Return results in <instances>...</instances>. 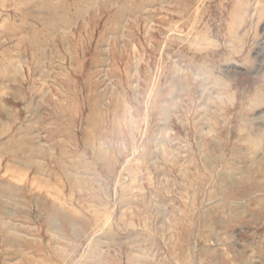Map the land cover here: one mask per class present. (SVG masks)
<instances>
[{
  "label": "rangeland",
  "instance_id": "374dc122",
  "mask_svg": "<svg viewBox=\"0 0 264 264\" xmlns=\"http://www.w3.org/2000/svg\"><path fill=\"white\" fill-rule=\"evenodd\" d=\"M0 264H264V0H0Z\"/></svg>",
  "mask_w": 264,
  "mask_h": 264
}]
</instances>
